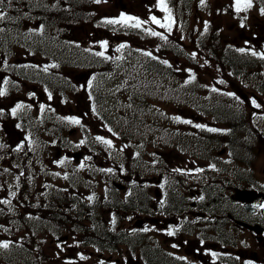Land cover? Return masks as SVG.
Returning a JSON list of instances; mask_svg holds the SVG:
<instances>
[{
  "label": "flooded vegetation",
  "instance_id": "1",
  "mask_svg": "<svg viewBox=\"0 0 264 264\" xmlns=\"http://www.w3.org/2000/svg\"><path fill=\"white\" fill-rule=\"evenodd\" d=\"M244 36L249 43L236 45L241 58L237 79L243 81L237 109L239 133L229 131L226 143L215 155L206 136L201 148L205 159L194 163L192 172L181 170L167 177L163 190L160 185L150 188L152 182L143 177L141 203L139 198L134 202L137 193L132 195V203L124 205L126 211L118 214L121 219L116 220L117 235L112 237L121 245L132 244V251H112L107 256L101 252L98 261L264 264V176L255 165L261 147L258 137L264 139L259 129V123L264 124V25L257 23ZM249 125L253 139H242ZM234 137H238V155L231 154L229 148L230 138Z\"/></svg>",
  "mask_w": 264,
  "mask_h": 264
},
{
  "label": "trees",
  "instance_id": "2",
  "mask_svg": "<svg viewBox=\"0 0 264 264\" xmlns=\"http://www.w3.org/2000/svg\"><path fill=\"white\" fill-rule=\"evenodd\" d=\"M17 1L19 0H13L12 4H17ZM26 1L28 4L20 2L18 5L22 9L29 8L30 13H28V17L25 14L19 15L18 12L3 7L1 9L2 11L5 9L8 12V18H11L12 14H15L14 17L16 20L13 25L16 29H14L13 33L20 34L25 27L34 33L36 45L32 46V43H29V47L34 48L30 49V51L34 54L38 51L41 52L46 62L45 66H47L46 74L39 75L38 84L42 88H45L47 92H51V95L62 91L61 93H64L65 96L67 93L79 90L85 96L87 89L90 97L89 102L97 101L100 96L99 93L94 92L92 87L88 88L85 83L83 85L74 76L80 69L92 75L100 76L104 75L107 69L112 68L108 65L110 60L105 63L103 57L95 54L99 52L98 45L105 41L97 38L103 36V30L117 32L119 29L128 36H134L132 33H136V38L141 40L140 42L137 40L138 45L148 48L147 51L140 47L136 58L129 59L128 61L122 60L121 62L123 69L119 72L126 74L121 77L120 85L116 92L118 93V99L121 97L127 105L131 104L128 108L129 113L134 114L137 111L141 113L144 108L151 110L152 103L150 99H146V96L173 95L176 92L184 90V84H181L179 77H177L182 75L183 72L175 69L172 61L178 60L179 57L189 58L188 54L191 51V45H184V36L179 32V28H185L188 23L190 13L188 6H190V0H183L185 1V5L183 4L180 12L175 9V6L177 7L180 2H177V0H168L170 7L174 9L171 12L174 13L173 17L176 25L174 24L170 31L168 29L161 31L158 36L150 35L147 26L144 24L140 28L135 29L129 25L105 23L107 19L112 18L105 15L107 9H100L99 6L102 4L96 3V0ZM5 4H7V0ZM220 6L221 4H218V0H215V6L210 8L208 12V14H212V18L205 20L207 28L199 34L197 41L200 47L208 42L209 46H212V50L215 52L217 51V46H221L223 44L222 39L225 38L224 34H222L223 29H219L220 26H216L215 23L217 18L222 17L219 9H216ZM141 19L146 21L142 17ZM200 24L202 26L203 22H200ZM214 27L217 28L215 33L212 31ZM192 30H194V33L199 31L194 25H192ZM161 36H165L167 39H162ZM211 36H213V40ZM1 37L2 34L0 32V39ZM210 39L211 42H209ZM10 43L13 42L10 41ZM193 44L194 40L192 41ZM146 52L151 53V55H145L144 53ZM233 59L236 60V57H230V60ZM117 61L119 62V55ZM216 106L219 112L215 115V118L220 123L229 126V128L238 134L237 126L240 122V116L236 109L240 107L239 103L236 105H226L225 103L219 102ZM221 110L227 111L221 112ZM129 113L124 109L122 118L115 121L112 127L115 129L123 118V124L128 123ZM104 115L106 117V114ZM0 117L2 116L0 115ZM110 120V117L104 118V121ZM210 140L211 144L209 148L212 151V155H215L216 150L220 149L226 143L224 135L212 136ZM230 142L229 148L231 154L238 155L239 153L236 151L239 146L237 143L238 137L230 138ZM243 146L247 147L246 143ZM204 149L206 153L207 148ZM66 196L61 193H54V202L52 204L55 206L63 204L67 201ZM5 221L9 235H28L29 227L23 225L25 220L19 224H14L6 216ZM18 246L22 248H16L13 242L9 244L7 249L11 252L14 251L16 255L4 251L0 257V260H3L2 264H16V262L31 264V261H29L25 254L29 255L30 252H33L35 245L25 238ZM44 262H46V258L39 260L38 263L43 264Z\"/></svg>",
  "mask_w": 264,
  "mask_h": 264
},
{
  "label": "rangeland",
  "instance_id": "3",
  "mask_svg": "<svg viewBox=\"0 0 264 264\" xmlns=\"http://www.w3.org/2000/svg\"><path fill=\"white\" fill-rule=\"evenodd\" d=\"M106 2L108 3L107 5H101L99 6L100 9H109L108 12L110 15L112 16H116V15H120L123 11L124 12H131L134 16L136 17H140L143 16L145 17L149 22V25L151 27L154 28H161L159 25L152 23L150 17L155 16L158 20L162 21L163 23L166 21L165 17L169 15L168 12L162 11L161 7L159 5V0H106ZM194 4H193V17L189 18V22L188 24L185 26L184 30L188 29V32L191 30L192 31V25H195L196 28H200L201 24L200 22L204 23L205 20H207V18H212L210 16V14H208L209 12V8L210 5H214L215 4V0H204V3H201V0H193ZM252 2V7L247 9V12H245V10L240 11L239 13L242 15H237L236 13H232V10L230 12L228 11H223V16L220 18H217L215 20L216 26H220L223 27V32L222 34H224L225 31V35H229L231 40L233 42H240L241 46L246 45L247 41L245 40V38L239 36L243 30L241 29V25H243L245 22H248V26H246V29H244V33L251 31L252 28H254L257 23L264 25V15L261 14V9L262 7L260 6L258 1H253ZM223 3L225 5H230L232 6V9L235 8V0H223ZM222 5V4H221ZM167 6V5H166ZM168 8V7H167ZM169 9V8H168ZM171 13V12H170ZM238 13V14H239ZM171 18H172V22H174V18L173 15L171 13ZM245 18V19H243ZM200 21V22H199ZM230 29V31L228 30V28ZM237 27V28H235ZM234 29V30H233ZM238 29V30H237ZM202 30V27H201ZM217 30L216 27H214L212 29L213 33H215ZM194 35V34H193ZM116 37V36H114ZM28 38V37H27ZM188 43V40H187ZM125 45H130L133 46L135 48H139L137 45H135L134 43H130L127 44L126 42L124 43ZM121 45H123V43H121ZM239 46V45H238ZM131 50V48H129ZM128 49V50H129ZM20 50L15 51V57L12 61L13 64L15 65H20V56H19V52ZM133 52V51H131ZM193 53H195V56H193ZM202 55H204V51L201 52ZM192 56L194 57V59L196 61H201L197 51H192ZM204 57V56H203ZM208 62V63H207ZM181 69L184 71V74H182V76H188L191 72H195L197 75L200 76V81H203L204 79H207V72L209 70V65L211 63L210 58H206V61L204 63V69L201 70L199 65H196L194 62L188 61V60H180L178 61ZM195 64V65H194ZM218 73H223L224 77L227 76V72L225 73V70L222 68L221 64L218 67ZM256 70V69H255ZM117 76V77H116ZM115 75H105L102 77H97L96 79H94V83L97 87V89H99V91L104 92L105 94L109 95V93H111V91L118 87L119 85V77L116 74ZM84 77H86V79L88 81L92 80L90 76L86 75L83 77H80L81 80L84 79ZM242 91V87H240V91L238 93V96H240V92ZM243 91H245L244 85H243ZM251 91H253V89H251ZM248 93V92H246ZM39 95H41L42 99L44 100V93L43 92H39ZM264 96V94H263ZM176 96H174L173 98H175ZM71 98H72V102H67L65 104V109H67L70 111V114L68 115L69 118H76L80 120V124L83 125V128L86 131V135L89 139L91 140H97V137H103L105 140L107 139V134L108 132L99 124H97L96 122L90 120L83 112H82V105L80 102L77 101V96L75 94H71ZM38 102V100H37ZM36 102V103H37ZM104 102H102V106L110 109V103L108 104H103ZM106 103V100H105ZM155 105L159 108V110L152 112V114L150 115H142L141 116V120H139L138 122L143 123V125H148L149 123L152 124H161V125H167V127L172 128L174 131H176L177 133L183 134L185 132V130L189 129V119L188 117L190 116L189 113L187 112V110L185 111H181L182 108H180L179 106H176L175 102L169 100H160V101H155L154 102ZM181 103V102H179ZM46 104L53 106L55 105L54 102H51L50 100L46 101ZM112 104L114 106H119V101L117 99H113L112 100ZM181 105H183L181 103ZM180 105V106H181ZM6 125L3 127V123L0 122V138L3 139H15L16 137L19 136V133L15 130V127L13 126L14 123H12L11 121H7L5 123ZM73 124V123H72ZM77 124H73V126H76ZM254 125V123H253ZM260 125V131L264 132V124L259 123ZM255 127V126H254ZM142 128H144L142 126ZM153 129V128H152ZM215 130H221V131H226V127L225 126H219V128H213ZM133 133H138L141 134L142 133V129H139V131H136V127L133 126L132 130ZM244 135L242 134L243 138L242 139H253V136H251V132H252V126L249 125V127L246 128V130H244ZM41 134L42 136L45 138V129L41 130ZM264 136V133L262 134ZM80 139V135L79 134H74V135H70L68 142L70 143L68 146V150H62L61 154H57L58 150L56 148V143H54L51 140V144L52 146H45L47 148H42V149H38L37 150V155L39 156L43 151H45L44 153H42V157H40L43 159V161L47 162V165L49 166L51 164L52 170H51V175L53 178V182L55 183V185H61L64 183V177L65 175L73 170L76 171H83L84 170V165L85 163H75L72 161V159L70 157H65L67 154V151H77V150H81L79 147H77L75 145L76 141ZM259 145L260 147V154L257 155V161H256V166L258 168V173L260 175L264 176V139L259 138ZM134 142H131L130 140H117L114 144V147L116 149L117 152L125 154L128 157H136V147L134 146V143L139 144L138 146V150L139 151H144L145 155L148 156L151 153H157L155 149L150 148L149 146H143L142 141L139 142L138 140L134 139ZM138 141V142H137ZM112 145V144H111ZM113 146V145H112ZM169 145H165V151L161 152V155H165V159L166 161L172 162L174 163L177 156V153L175 151H173L171 148H168ZM224 146V145H223ZM222 146V147H223ZM106 147V146H104ZM83 150V149H82ZM105 150L108 151V148H105ZM93 152V155L91 156L92 161H94V166L96 167H104L105 166V155H99L96 153V149H92L91 150ZM104 151V150H103ZM84 153V151H83ZM96 155V156H95ZM228 157L229 154H227ZM96 157V158H95ZM141 156H139L140 158ZM179 158V157H178ZM60 161H64L63 164L60 163ZM142 161V159H140V162ZM188 161V160H187ZM83 164V167H81V165ZM4 165H6V163L0 159V170H4L5 173L0 175V211L2 210H7L9 208H11L13 206V201L17 200V193H18V188L16 187L17 184V176H16V171L14 170V168H10L9 170L5 169ZM42 165V164H38L37 166ZM7 170V171H6ZM59 174V175H57ZM158 174H156L155 177L153 178H149V180L152 182V186L150 188H154L155 185L157 183H159L160 179H157ZM83 183L84 185H89V180L87 176H83L82 178H77L76 183L79 182ZM131 181V180H130ZM132 185L134 184H140V181L138 182H132ZM99 184V192L101 193H108V182L107 181H102L99 180L98 181ZM65 187V186H64ZM130 188L131 186L129 185V187L124 190V191H118V193L122 196V197H126L129 192H130ZM4 204V205H3ZM3 213V212H2ZM44 224L47 225V222L44 221ZM133 224V221H132ZM39 234V233H38ZM63 235V234H62ZM38 236V235H37ZM43 236L46 238L47 241V245H43V250L42 251H46V253H48V258H47V262L49 264L51 263H55V264H72V263H64L62 262L63 259L65 258H73L76 259V263L80 264L83 261L81 260V257L83 253H87L90 251V249H87L83 252L81 251V248L76 247V246H72V244H74V239L71 238V240L68 242V244H59L58 242H55V237H53L50 233L47 232V230L45 231V233H43ZM54 239V240H53ZM6 240V238H2V236L0 237V243H3ZM61 242V241H60ZM15 246H17L18 244L15 242L14 243ZM50 245L52 247H54L52 250L50 249ZM49 246V249H48ZM129 246V245H126ZM100 250V248H98ZM129 249V247H127L125 250L127 251ZM108 251H110L109 247H107ZM0 251H5V248L0 247ZM8 251H10L8 249ZM117 251V250H116ZM16 254L15 252H11ZM117 256V254H114V257ZM91 259V258H90ZM92 260V259H91ZM61 262V263H60ZM122 263V260H121ZM75 264V263H73ZM91 264V263H90Z\"/></svg>",
  "mask_w": 264,
  "mask_h": 264
},
{
  "label": "snow or ice",
  "instance_id": "4",
  "mask_svg": "<svg viewBox=\"0 0 264 264\" xmlns=\"http://www.w3.org/2000/svg\"><path fill=\"white\" fill-rule=\"evenodd\" d=\"M6 0H0V8H2L5 4ZM101 0H96V3H100ZM13 3V0H7V4L10 7ZM201 3H204V0H201ZM159 5L161 7L162 11L168 12L169 15L165 17V20L167 21V23H161L160 20H158L155 16L150 17L152 23L159 25L161 28H166L169 31L171 30V25H172V18H171V13L170 10L167 8L165 0H159ZM252 7V2L251 0H235V8L237 12H240L242 10H247L249 8ZM261 14L264 15V9H261ZM7 17V13L4 11H0V21L5 20ZM134 23H130L133 22ZM105 23L107 24H124V25H129L131 27L134 28H140L141 25L143 23H145V21H141L139 18L137 17H133V16H125V15H121L119 19H107L105 21ZM205 27L207 28V25H205ZM0 31H3V29H0ZM149 34L152 36H158L160 35V33H157L155 31H151L149 30ZM162 39H167V37L165 36H161ZM108 44L107 41H104L101 43V47L103 48H107ZM121 47H124L123 45H121ZM120 49L118 48L117 51H119ZM239 51L243 52L244 49H239ZM97 56H104L103 52H97L95 53ZM145 55H151V53H144ZM253 56L257 55L256 52H252L251 53ZM193 56H195V53H193ZM261 58L264 59V54H261ZM165 63H167L165 61ZM45 71H47V68H45ZM223 81H221L222 83ZM213 91H216V89H213ZM6 93L5 91H0V96H4ZM231 95V94H230ZM51 98V97H49ZM253 104H255V101H253ZM257 107H259L258 104H256ZM24 107L23 104H17L13 109H12V115H16L17 111L22 109ZM43 105H41V110H43ZM70 123L73 124H80V120L76 119V118H68ZM197 127H201L200 125H197ZM109 131H111V129H109ZM209 131H216L215 129H209ZM97 140L101 141L104 144H107L109 146H111V141L110 140H105L103 137H97ZM81 143H84V141H81ZM61 164L64 163V161H60ZM81 167H83V164L81 165ZM107 171H111V169H108ZM176 171H179V169H176ZM59 175V174H57ZM66 178V177H65ZM91 199V198H90ZM202 199V197H201ZM261 207H264V205H262ZM172 232H169V235H172ZM0 247L7 249L9 247V243L7 242H3L0 243ZM83 258V257H81Z\"/></svg>",
  "mask_w": 264,
  "mask_h": 264
}]
</instances>
